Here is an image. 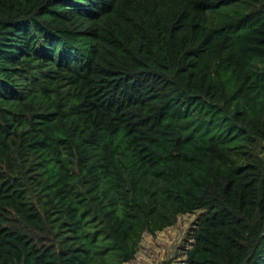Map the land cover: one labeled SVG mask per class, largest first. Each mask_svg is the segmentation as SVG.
<instances>
[{
    "label": "trees",
    "instance_id": "1",
    "mask_svg": "<svg viewBox=\"0 0 264 264\" xmlns=\"http://www.w3.org/2000/svg\"><path fill=\"white\" fill-rule=\"evenodd\" d=\"M197 209L185 264H264V0H0V264Z\"/></svg>",
    "mask_w": 264,
    "mask_h": 264
},
{
    "label": "rangeland",
    "instance_id": "2",
    "mask_svg": "<svg viewBox=\"0 0 264 264\" xmlns=\"http://www.w3.org/2000/svg\"><path fill=\"white\" fill-rule=\"evenodd\" d=\"M203 213V209H197L180 214L174 224L154 234L145 230L135 256L122 264H162L165 261L185 264V253L193 242V232Z\"/></svg>",
    "mask_w": 264,
    "mask_h": 264
}]
</instances>
